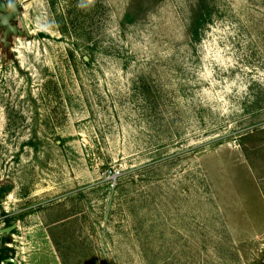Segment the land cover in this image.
I'll use <instances>...</instances> for the list:
<instances>
[{
  "label": "rangeland",
  "instance_id": "1",
  "mask_svg": "<svg viewBox=\"0 0 264 264\" xmlns=\"http://www.w3.org/2000/svg\"><path fill=\"white\" fill-rule=\"evenodd\" d=\"M18 3L0 264H264V0Z\"/></svg>",
  "mask_w": 264,
  "mask_h": 264
},
{
  "label": "water",
  "instance_id": "2",
  "mask_svg": "<svg viewBox=\"0 0 264 264\" xmlns=\"http://www.w3.org/2000/svg\"><path fill=\"white\" fill-rule=\"evenodd\" d=\"M30 38L25 23L22 19L20 4L18 0H0V45L2 49L8 50L12 38ZM16 228L13 224L10 227L0 230V235L10 233Z\"/></svg>",
  "mask_w": 264,
  "mask_h": 264
},
{
  "label": "trees",
  "instance_id": "3",
  "mask_svg": "<svg viewBox=\"0 0 264 264\" xmlns=\"http://www.w3.org/2000/svg\"><path fill=\"white\" fill-rule=\"evenodd\" d=\"M0 259H2V258H0Z\"/></svg>",
  "mask_w": 264,
  "mask_h": 264
}]
</instances>
